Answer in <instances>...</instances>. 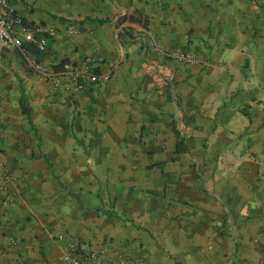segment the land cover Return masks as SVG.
Listing matches in <instances>:
<instances>
[{"label":"crops","instance_id":"obj_1","mask_svg":"<svg viewBox=\"0 0 264 264\" xmlns=\"http://www.w3.org/2000/svg\"><path fill=\"white\" fill-rule=\"evenodd\" d=\"M7 3L56 34L0 48V264H261L264 0Z\"/></svg>","mask_w":264,"mask_h":264},{"label":"built area","instance_id":"obj_2","mask_svg":"<svg viewBox=\"0 0 264 264\" xmlns=\"http://www.w3.org/2000/svg\"><path fill=\"white\" fill-rule=\"evenodd\" d=\"M75 31L69 29L67 34H73ZM56 32L54 29L42 26V25H26L23 24L21 19L12 14L8 10L7 0H0V48L6 50H13L19 53H25L24 47L31 45L33 48L43 53L46 51L48 41L53 39ZM177 60L186 64H194L196 61L184 54L177 55ZM35 64V63H34ZM38 65V64H37ZM71 78L72 90L78 92L84 89L86 84H93L97 82H107L109 75H97L88 71H71L68 72ZM54 87L59 86V82L53 83ZM2 135V129L0 126V137ZM0 178L2 183L11 181L8 170L0 162ZM58 239L61 237L58 236ZM1 253V247H0ZM61 261L63 264H99V256L97 252H88L83 254L71 243H66L63 246L61 254ZM119 264H123L120 262ZM264 264V259L261 262Z\"/></svg>","mask_w":264,"mask_h":264},{"label":"trees","instance_id":"obj_3","mask_svg":"<svg viewBox=\"0 0 264 264\" xmlns=\"http://www.w3.org/2000/svg\"><path fill=\"white\" fill-rule=\"evenodd\" d=\"M123 21H128L130 23H137V24H140L141 27H145L146 25V22L145 20H140V17L139 15H136L135 17H122L120 19H118L117 23H121ZM125 34H128L129 35V31H124ZM24 50L27 51L29 50V52L34 56V63L35 64H39L41 62V59H42V56L44 53H40L38 51H36L33 46L31 45H26L24 47ZM67 63L65 61H59L57 64L53 65L51 67V72L52 74H57V73H60V72H65L67 71ZM20 108H21V111L22 113H26L25 112V106H24V103H23V99L20 101Z\"/></svg>","mask_w":264,"mask_h":264}]
</instances>
